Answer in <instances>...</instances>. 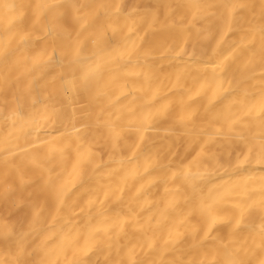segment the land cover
Masks as SVG:
<instances>
[{
	"label": "bare ground",
	"instance_id": "6f19581e",
	"mask_svg": "<svg viewBox=\"0 0 264 264\" xmlns=\"http://www.w3.org/2000/svg\"><path fill=\"white\" fill-rule=\"evenodd\" d=\"M0 264H264V0H0Z\"/></svg>",
	"mask_w": 264,
	"mask_h": 264
}]
</instances>
